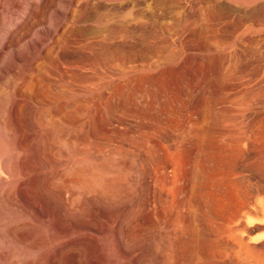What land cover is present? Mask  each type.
Listing matches in <instances>:
<instances>
[{"label": "rangeland", "instance_id": "rangeland-1", "mask_svg": "<svg viewBox=\"0 0 264 264\" xmlns=\"http://www.w3.org/2000/svg\"><path fill=\"white\" fill-rule=\"evenodd\" d=\"M10 1L0 264H264V0H93L133 14L108 47L77 2Z\"/></svg>", "mask_w": 264, "mask_h": 264}, {"label": "bare ground", "instance_id": "bare-ground-1", "mask_svg": "<svg viewBox=\"0 0 264 264\" xmlns=\"http://www.w3.org/2000/svg\"><path fill=\"white\" fill-rule=\"evenodd\" d=\"M10 1V0H9ZM39 1V0H38ZM45 1V0H44ZM112 1V0H111ZM121 1V0H120ZM3 1H1V3H2ZM7 2V1H6ZM5 2V3H6ZM11 2V1H10ZM13 2V1H12ZM11 2V3H12ZM18 3L20 2V0L19 1H17ZM16 2V5H18V3ZM25 2V1H24ZM23 2V3H24ZM31 2H33V3H35V1H32L31 0ZM69 2H70V5H73V3H75V2H77L76 3V6H78V11H79V17H78V14L77 15H75L74 17H73V19L71 20V23H73V24H78L80 21H84V22H86V23H88L90 26H92V24H100V25H103V26H105V28L103 29L104 31H100V32H103L102 34H100L99 35V37H100V39H101V42H104V44H106V45H104L105 47H108V44H110L111 42H113L116 38H118L119 36L121 37V39L123 38V37H129L128 36V34L130 33L129 31H128V26H129V23H130V21H131V17L133 16V14H132V11H130L131 10V8H130V10H126V11H123V9H121V10H119V9H117V8H115V9H112V8H110V7H108V6H102V5H100V4H98L96 1H93V0H69ZM68 2V3H69ZM22 3V5H23V7L25 6V4H23ZM28 3H30L29 1H28ZM36 3H38V2H36ZM7 4V3H6ZM5 4V5H6ZM8 4H9V2H8ZM13 5V4H12ZM22 5H21V7H22ZM26 5H28V4H26ZM33 5V4H32ZM37 5V4H36ZM4 7V6H3ZM8 7V6H7ZM27 7H30V6H27ZM33 7H34V5L32 6V9H33ZM67 7H69V5H67ZM1 8H2V6H1ZM4 8H6V7H4ZM12 8V7H11ZM35 8V7H34ZM36 8H38V6L36 7ZM35 8V9H36ZM14 9V8H13ZM16 9V8H15ZM29 9V8H28ZM35 9H33V10H35ZM56 9V8H55ZM77 10V9H76ZM6 11L7 10H5V13H6ZM36 11V10H35ZM38 11V10H37ZM74 11V10H73ZM16 13H17V11H15ZM22 12H24V11H22ZM21 12V13H22ZM34 12V11H33ZM33 12H31V13H33ZM65 12V11H64ZM67 12H69L68 11V9L66 10V13H64L63 15L65 16V14H66V16H68V14H67ZM77 12V11H76ZM73 13V12H72ZM37 14V13H36ZM36 14H34V15H36ZM70 14V13H69ZM1 15V14H0ZM3 15V14H2ZM16 15L17 14H15L14 16L15 17H8V18H10V27H15V29H16V27H18V26H20V23H19V18H18V15H17V17H16ZM22 15V14H21ZM39 15V14H38ZM131 16V17H130ZM49 18V17H48ZM22 19V18H21ZM24 19V18H23ZM34 19H36V18H34ZM33 19V20H34ZM132 20H135L137 23H139V24H142V20H141V17H140V15H139V17H137L136 16V18H132ZM1 22L2 21H4V20H0ZM32 21H30V23H31ZM33 23V22H32ZM87 24V25H88ZM9 25H7V26H9ZM31 24H29L28 23V26H30ZM27 26V25H26ZM142 26V25H141ZM6 27V26H5ZM5 27H3V28H5ZM130 27V26H129ZM19 28V27H18ZM61 28V27H60ZM6 29V28H5ZM5 29H3L4 30V32H5ZM12 29V28H11ZM23 29V28H22ZM28 29H29V27H28ZM27 29V30H28ZM36 29V28H35ZM34 29V30H35ZM89 29L90 30H92V28L91 27H89ZM9 30V29H8ZM33 30V31H34ZM24 31V30H23ZM40 31V30H39ZM88 31V30H87ZM15 32V31H14ZM26 32V31H25ZM37 32V31H36ZM129 32V33H128ZM132 33V32H131ZM36 34H38V33H36ZM15 35V34H14ZM4 36H5V33H4ZM4 36H2L3 38H4ZM20 36V35H19ZM39 36V35H38ZM98 36V35H97ZM17 37V36H16ZM27 37V36H26ZM33 37H34V35H33ZM33 37H31V38H33ZM36 37V36H35ZM126 37V38H127ZM28 38V37H27ZM26 38V39H27ZM38 38V37H37ZM12 39V38H11ZM125 39V38H124ZM16 40V39H15ZM32 40V39H31ZM99 42V41H98ZM103 44V43H102ZM91 46H93V44H91ZM1 52V51H0ZM7 117V116H6ZM12 117V116H11ZM8 123V124H7ZM5 122V124H7L8 125V135H7V132H6V135L9 137V141H10V144L12 145V147H17L16 146V144H15V142H14V129H13V126H12V124L11 123H9V122ZM6 125V126H7ZM5 126V127H6ZM16 129V128H15ZM5 131H6V129H5ZM16 138V137H15ZM44 139V138H43ZM61 139V138H60ZM17 140V139H16ZM45 140V139H44ZM43 140V141H44ZM46 141V140H45ZM65 141V140H64ZM18 142V141H17ZM19 143V142H18ZM43 143H45V142H43ZM48 143V142H47ZM46 145V144H45ZM10 146V145H9ZM18 146H20V145H18ZM48 146V145H47ZM68 146V145H67ZM70 146L71 145H69V148H70ZM11 147V148H12ZM59 147V146H58ZM57 147V148H58ZM65 147V146H64ZM72 147H74L73 145L71 146V148ZM10 148V147H9ZM56 148V149H57ZM66 148V147H65ZM64 148V149H65ZM15 149V148H14ZM17 149V148H16ZM63 149V150H64ZM67 149V148H66ZM73 149V148H72ZM75 149V148H74ZM74 149L72 150V151H74ZM78 149V148H77ZM10 150V149H9ZM68 150V149H67ZM66 150V151H67ZM76 150V149H75ZM17 151V150H16ZM62 151V150H61ZM69 151V150H68ZM78 151V150H77ZM12 152H13V148H12ZM62 152H64V151H62ZM70 152H71V149H70ZM9 153V152H8ZM57 153H60V152H57ZM63 155H65V153H62ZM68 154V153H67ZM6 155V154H5ZM7 155H9V154H7ZM6 155V156H7ZM13 155V154H12ZM17 155V154H16ZM72 156V155H71ZM4 158V157H3ZM61 158H63V157H61ZM10 160H12L13 161V156H11V158L9 157V159H6V158H4V160H0V169H3L4 170V172H6V174H7V176H8V178H7V176H6V179H1L0 178V183H1V185L2 186H5L3 189H5L4 190V194H2L1 192H0V201H4V202H6L7 204H11V205H13L14 203H15V196L17 195V189H16V187H15V184H14V177L18 174V167H17V165L15 164V163H13L12 161L10 162ZM63 160H65V159H63ZM43 162V161H42ZM56 163V162H55ZM58 163V162H57ZM101 164H103V163H101ZM105 164V163H104ZM108 165V164H107ZM98 166H102V165H98ZM104 166V165H103ZM108 166H110V165H108ZM70 167V166H69ZM97 167V166H96ZM95 167V168H96ZM72 168V167H71ZM98 168V167H97ZM107 168V167H106ZM85 169V168H84ZM99 169V168H98ZM76 170V169H75ZM86 170V169H85ZM94 170H96V169H94ZM83 172V171H82ZM87 172V171H86ZM57 173V172H56ZM55 173V174H56ZM71 173V172H70ZM19 174H20V172H19ZM26 174V173H25ZM51 175V174H50ZM53 176V175H52ZM53 178V177H52ZM63 178V177H62ZM47 182V181H46ZM67 182H68V185H80V186H87V185H89L88 183H87V181H86V179L84 178V176L83 175H81L79 172H73L68 178H67ZM103 185V184H102ZM105 185V184H104ZM92 186H94L93 184H92ZM98 186H100V185H98ZM102 188H103V186H102ZM104 189V188H103ZM102 189V190H103ZM106 189V188H105ZM104 189V190H105ZM109 189H111V188H109ZM73 193V192H72ZM108 193H109V191H108ZM60 194V193H59ZM81 195V194H80ZM22 196V195H21ZM54 196V195H53ZM69 202V201H68ZM3 203V202H2ZM76 204V203H75ZM77 206V205H76ZM81 208V207H80ZM11 209V208H10ZM13 209V208H12ZM68 212V211H67ZM64 215V214H63ZM47 218V217H46ZM62 221V220H61ZM63 222V221H62ZM0 228H1V226H0ZM9 228V227H8ZM19 235V234H18ZM0 236H2L1 235V233H0ZM59 236V235H58ZM57 236V237H58ZM63 236V235H62ZM36 242V241H35ZM47 242V241H46ZM4 252V251H3ZM1 254V253H0ZM1 256H3V255H1ZM4 257V256H3ZM43 258V257H42ZM13 262V261H12ZM173 264V263H172Z\"/></svg>", "mask_w": 264, "mask_h": 264}]
</instances>
